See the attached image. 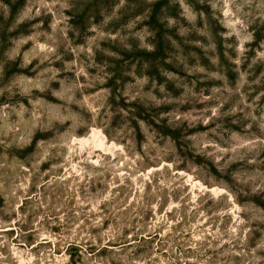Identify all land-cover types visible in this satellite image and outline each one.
<instances>
[{
  "label": "rangeland",
  "instance_id": "374dc122",
  "mask_svg": "<svg viewBox=\"0 0 264 264\" xmlns=\"http://www.w3.org/2000/svg\"><path fill=\"white\" fill-rule=\"evenodd\" d=\"M0 264H264V0H0Z\"/></svg>",
  "mask_w": 264,
  "mask_h": 264
},
{
  "label": "bare ground",
  "instance_id": "6f19581e",
  "mask_svg": "<svg viewBox=\"0 0 264 264\" xmlns=\"http://www.w3.org/2000/svg\"><path fill=\"white\" fill-rule=\"evenodd\" d=\"M96 137L97 138V142L100 144V145H102L103 147L105 146V143H104V136L101 134V133H99V132H96V131H94L93 132V134H91V137ZM93 139V138H92ZM84 142V141H83ZM90 142V141H89ZM94 143V142H93ZM97 143V144H98ZM84 144H86V143H84ZM83 145V144H82ZM110 148V147H109ZM112 151V150H111Z\"/></svg>",
  "mask_w": 264,
  "mask_h": 264
}]
</instances>
